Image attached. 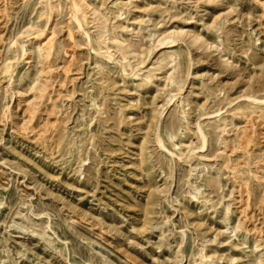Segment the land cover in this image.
Returning a JSON list of instances; mask_svg holds the SVG:
<instances>
[{
    "label": "rangeland",
    "instance_id": "1",
    "mask_svg": "<svg viewBox=\"0 0 264 264\" xmlns=\"http://www.w3.org/2000/svg\"><path fill=\"white\" fill-rule=\"evenodd\" d=\"M0 264H264V0H0Z\"/></svg>",
    "mask_w": 264,
    "mask_h": 264
},
{
    "label": "bare ground",
    "instance_id": "2",
    "mask_svg": "<svg viewBox=\"0 0 264 264\" xmlns=\"http://www.w3.org/2000/svg\"><path fill=\"white\" fill-rule=\"evenodd\" d=\"M178 42V40H171V41H168L167 42V44H169V45H174L175 43H177Z\"/></svg>",
    "mask_w": 264,
    "mask_h": 264
}]
</instances>
